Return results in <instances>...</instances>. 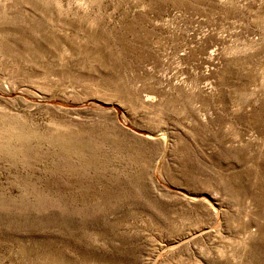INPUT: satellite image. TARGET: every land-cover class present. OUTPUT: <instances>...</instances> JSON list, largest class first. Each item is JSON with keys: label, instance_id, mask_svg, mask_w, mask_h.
<instances>
[{"label": "rangeland", "instance_id": "rangeland-1", "mask_svg": "<svg viewBox=\"0 0 264 264\" xmlns=\"http://www.w3.org/2000/svg\"><path fill=\"white\" fill-rule=\"evenodd\" d=\"M0 264H264V0H0Z\"/></svg>", "mask_w": 264, "mask_h": 264}]
</instances>
